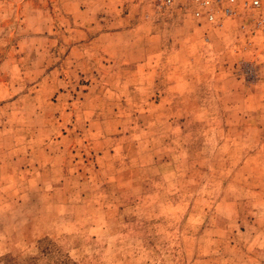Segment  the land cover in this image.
Here are the masks:
<instances>
[{"label":"rangeland","instance_id":"rangeland-1","mask_svg":"<svg viewBox=\"0 0 264 264\" xmlns=\"http://www.w3.org/2000/svg\"><path fill=\"white\" fill-rule=\"evenodd\" d=\"M183 0H0V264H264V28Z\"/></svg>","mask_w":264,"mask_h":264},{"label":"built area","instance_id":"built-area-1","mask_svg":"<svg viewBox=\"0 0 264 264\" xmlns=\"http://www.w3.org/2000/svg\"><path fill=\"white\" fill-rule=\"evenodd\" d=\"M152 5L166 7L177 0H146ZM181 1V0H179ZM191 18L215 23L218 20L247 15L264 28V0H183Z\"/></svg>","mask_w":264,"mask_h":264}]
</instances>
